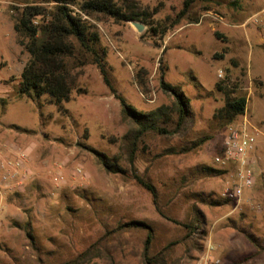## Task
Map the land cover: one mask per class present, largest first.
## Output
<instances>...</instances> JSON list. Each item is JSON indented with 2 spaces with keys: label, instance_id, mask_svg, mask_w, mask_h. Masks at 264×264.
Segmentation results:
<instances>
[{
  "label": "rangeland",
  "instance_id": "obj_1",
  "mask_svg": "<svg viewBox=\"0 0 264 264\" xmlns=\"http://www.w3.org/2000/svg\"><path fill=\"white\" fill-rule=\"evenodd\" d=\"M36 2L0 0V137L15 145L9 155L0 153V162H12L20 152L26 155L23 168L3 170L16 171V178L0 179V264H61L105 231L130 220L153 227V254L176 242L168 263L197 264L211 244L219 264H264V254L244 261L255 249L230 222H239L243 216L244 223L264 237V31L243 26L249 15L264 6V0H199L195 6L198 23L183 21L169 27L163 37L157 27L170 24L182 0H134L135 12L145 13V23L92 22L106 50L109 80L127 103L140 111L169 104L171 98L160 88L162 75L190 98L193 122L178 136L145 135L135 166L154 185L168 217L185 221L191 217L192 205L198 203L206 231L201 252L192 248L183 226L158 215L151 194L128 171L107 173L91 151L116 157L120 138L128 129L121 121L118 99L95 65L80 68L71 100L63 105L65 113L45 103V97L42 106L17 97L14 86L29 56L13 30L14 8ZM205 5L210 8L199 11ZM131 21L142 23L143 31L139 33ZM214 32L223 38L217 39ZM137 71L142 72L144 88L137 84ZM224 89L247 98L245 115L255 138L248 155L253 184L231 205L209 206L197 202L193 193H212L222 199L236 184L237 166H219L213 160L225 136V124L214 116L224 105ZM241 119L238 116L234 121ZM204 137L208 140L199 148L167 152ZM118 162L127 169L123 158ZM201 164L226 173L195 176L192 183L182 181ZM27 223L34 246L25 234ZM142 241L141 231L112 234L104 241L102 256L88 264H143Z\"/></svg>",
  "mask_w": 264,
  "mask_h": 264
},
{
  "label": "trees",
  "instance_id": "obj_2",
  "mask_svg": "<svg viewBox=\"0 0 264 264\" xmlns=\"http://www.w3.org/2000/svg\"><path fill=\"white\" fill-rule=\"evenodd\" d=\"M198 1L182 0L181 9L171 19L170 24L159 25L156 32H160L163 37L169 27L178 26L183 21L198 23V12L195 9ZM202 1L214 2V0ZM209 8L205 5L200 7L199 11H207ZM14 9L17 13L13 30L20 38L18 44L29 56L14 86L17 97L36 101L39 106H42L41 100L45 97V103L54 105L58 112L65 113L66 109L63 105L71 100L72 92L76 89L80 68L87 64L95 65L103 82L118 99L121 108V121L127 125L128 129L120 138L119 152L116 157L110 158L103 153L90 150L94 152L98 163L107 173L117 174L128 171L131 177L151 194L152 203L158 215L183 226L186 230V238L190 240L192 248L201 252V241L206 236V231L204 228L205 217L198 207V203L192 205L191 217L185 221L168 217L161 209L154 185L139 173L135 166L136 152L145 135L155 134L164 138L178 136L188 127V124L193 122L190 98L178 88L166 83L162 75L160 88L171 98L169 104H163L148 111H140L127 103L109 80L105 60L106 50L100 45L99 34L92 23L112 21L119 24L130 20L145 23L147 21L145 13L135 12L134 0H39L36 3L25 4L20 9ZM152 30L155 31V29ZM214 35L217 39L223 38L217 32H214ZM76 69L77 71L74 72ZM140 72L137 71L135 74L136 81L141 88H144L142 72ZM217 88L223 90L220 83H217ZM79 91L80 89H78ZM246 107L247 98L245 96H236L233 91L224 89V105L217 110L214 116L222 120L226 126L238 116L244 115ZM11 127L18 131H25L19 126L12 125ZM207 140L208 137L197 138L191 141L187 147L178 151L170 149L167 152L171 154L189 152L201 147ZM220 152L221 145L218 144L217 153ZM118 158H123L127 169L119 164ZM224 173L226 170L201 164L190 169L182 181L192 183L195 176L218 177ZM193 196L197 202L209 206H226L233 203V199L230 197L220 199L212 193H193ZM242 217L239 222L234 220H230V222L255 249L253 255L244 258V261H247L252 256L264 254V237L256 235L251 229V225L244 223ZM26 226V237L34 246L35 237L31 233L29 223ZM124 231H141L143 233L141 251L143 264H172L168 263L167 256L176 242H169L160 251L153 254L151 246L154 240V229L141 220L118 223L111 230L105 231L103 236L89 247L61 264L90 263L93 259L102 256L104 241L109 236Z\"/></svg>",
  "mask_w": 264,
  "mask_h": 264
},
{
  "label": "built area",
  "instance_id": "obj_3",
  "mask_svg": "<svg viewBox=\"0 0 264 264\" xmlns=\"http://www.w3.org/2000/svg\"><path fill=\"white\" fill-rule=\"evenodd\" d=\"M244 27H251L257 31H264V6L258 11L249 15L243 23ZM221 76V72L219 74ZM240 121H233L226 125L225 136L221 142V152L216 153L213 160L219 166H228L234 164L237 166L236 184L231 190L226 191L223 195L232 199H239L244 188L251 187L253 184V171L250 165L248 155L254 149L255 138L251 131V124L244 114ZM26 155L22 152L19 157L12 162H0V179L12 180L16 178V171L4 173L7 166L14 169H21L24 166ZM25 175V172L23 173ZM213 247L207 245V249L197 261V264H219V259L212 255Z\"/></svg>",
  "mask_w": 264,
  "mask_h": 264
},
{
  "label": "crops",
  "instance_id": "obj_4",
  "mask_svg": "<svg viewBox=\"0 0 264 264\" xmlns=\"http://www.w3.org/2000/svg\"><path fill=\"white\" fill-rule=\"evenodd\" d=\"M2 139L3 138L0 137V144L3 146V150H0V153L4 154V155H9L13 146H15V145H14L13 141L6 140V141L2 142ZM1 145H0V149L2 147Z\"/></svg>",
  "mask_w": 264,
  "mask_h": 264
},
{
  "label": "water",
  "instance_id": "obj_5",
  "mask_svg": "<svg viewBox=\"0 0 264 264\" xmlns=\"http://www.w3.org/2000/svg\"><path fill=\"white\" fill-rule=\"evenodd\" d=\"M130 23L134 26V28H135L139 33L142 32L143 29H144V27H145L142 23H139V22L131 21Z\"/></svg>",
  "mask_w": 264,
  "mask_h": 264
}]
</instances>
